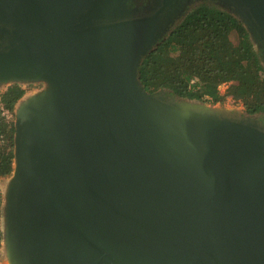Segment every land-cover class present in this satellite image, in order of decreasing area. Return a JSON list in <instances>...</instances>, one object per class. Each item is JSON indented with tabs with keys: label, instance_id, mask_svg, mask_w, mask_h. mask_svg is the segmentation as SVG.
<instances>
[{
	"label": "water",
	"instance_id": "obj_1",
	"mask_svg": "<svg viewBox=\"0 0 264 264\" xmlns=\"http://www.w3.org/2000/svg\"><path fill=\"white\" fill-rule=\"evenodd\" d=\"M104 1L0 0V82L52 84L17 119L14 261L264 264V126L142 89L185 0ZM218 1L264 51V0Z\"/></svg>",
	"mask_w": 264,
	"mask_h": 264
},
{
	"label": "trees",
	"instance_id": "obj_2",
	"mask_svg": "<svg viewBox=\"0 0 264 264\" xmlns=\"http://www.w3.org/2000/svg\"><path fill=\"white\" fill-rule=\"evenodd\" d=\"M138 79L148 93L200 105L218 102L220 87L231 83L246 114H260L264 126V51L256 48L245 21L219 2L202 0L185 8L142 58ZM32 83L15 82L0 94V179L14 172L18 134L17 120H8L2 109L16 115ZM7 218L0 195V263Z\"/></svg>",
	"mask_w": 264,
	"mask_h": 264
},
{
	"label": "rangeland",
	"instance_id": "obj_3",
	"mask_svg": "<svg viewBox=\"0 0 264 264\" xmlns=\"http://www.w3.org/2000/svg\"><path fill=\"white\" fill-rule=\"evenodd\" d=\"M151 0H105L102 4H99L96 8L100 15H121L126 13H134L142 10L146 7ZM202 0L190 1L191 6L195 2H201ZM213 2H219L218 0H208ZM223 1V0H222ZM220 3V2H219ZM221 4V3H220ZM231 11V10H230ZM182 12V11H181ZM180 17V16H179ZM173 24V22L171 23ZM247 24V23H246ZM254 37L255 46L257 49L261 48V42L255 37V34L251 32ZM1 37V36H0ZM3 39V38H2ZM5 40H1L0 45L4 44ZM14 77L5 82H0V94L4 92L7 87L13 84ZM26 85V84H25ZM24 85V86H25ZM52 88V84L45 79H36L32 83V88L28 90L25 97L20 101L16 115H14L13 120L19 119V117L25 116L29 109L32 107V102L38 100L47 91ZM196 109L203 110L212 114H217L225 117L237 118V119H247L253 122L261 123L260 114L249 117L241 102L237 101L235 98V91L231 88V83H225L220 87V99L216 103H210L208 105H200L199 103L193 104ZM196 105V106H195ZM262 124V123H261ZM14 172L12 176L7 179H0V195L2 196L3 205L6 206L9 203L10 192L14 183ZM2 224L4 223V218L2 219ZM2 255L3 259L0 264H16L14 261V256L10 244L8 241L2 242Z\"/></svg>",
	"mask_w": 264,
	"mask_h": 264
},
{
	"label": "flooded vegetation",
	"instance_id": "obj_4",
	"mask_svg": "<svg viewBox=\"0 0 264 264\" xmlns=\"http://www.w3.org/2000/svg\"><path fill=\"white\" fill-rule=\"evenodd\" d=\"M190 1H194V0H185V1H183L182 5H181V6L177 9V11L175 12V16L180 12L179 15H177L175 19L179 18V16H180L181 13L183 12V10L189 6V2H190ZM195 3H196V2H195ZM193 4H194V3H193ZM181 11H182V12H181Z\"/></svg>",
	"mask_w": 264,
	"mask_h": 264
},
{
	"label": "built area",
	"instance_id": "obj_5",
	"mask_svg": "<svg viewBox=\"0 0 264 264\" xmlns=\"http://www.w3.org/2000/svg\"><path fill=\"white\" fill-rule=\"evenodd\" d=\"M2 112H3V116H5L8 120H12L14 118V114H12L9 110L2 109Z\"/></svg>",
	"mask_w": 264,
	"mask_h": 264
},
{
	"label": "bare ground",
	"instance_id": "obj_6",
	"mask_svg": "<svg viewBox=\"0 0 264 264\" xmlns=\"http://www.w3.org/2000/svg\"><path fill=\"white\" fill-rule=\"evenodd\" d=\"M4 81H5V82H7V81H8V78H7V77H6V78H4ZM16 161H17V160H16ZM14 163H15V165H14V166H15V168H16V165H17L16 163H17V162H14ZM13 262H15V261H13Z\"/></svg>",
	"mask_w": 264,
	"mask_h": 264
}]
</instances>
